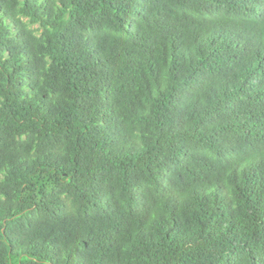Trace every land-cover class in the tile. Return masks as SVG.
I'll use <instances>...</instances> for the list:
<instances>
[{"label":"trees","instance_id":"16d2710c","mask_svg":"<svg viewBox=\"0 0 264 264\" xmlns=\"http://www.w3.org/2000/svg\"><path fill=\"white\" fill-rule=\"evenodd\" d=\"M0 264H264V0H0Z\"/></svg>","mask_w":264,"mask_h":264}]
</instances>
